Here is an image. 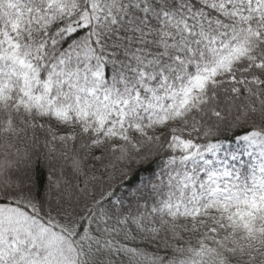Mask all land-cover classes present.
Wrapping results in <instances>:
<instances>
[{"label":"snow or ice","instance_id":"6c2138e0","mask_svg":"<svg viewBox=\"0 0 264 264\" xmlns=\"http://www.w3.org/2000/svg\"><path fill=\"white\" fill-rule=\"evenodd\" d=\"M0 264H264V0H0Z\"/></svg>","mask_w":264,"mask_h":264}]
</instances>
